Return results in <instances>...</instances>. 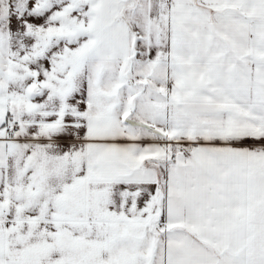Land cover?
Masks as SVG:
<instances>
[{
	"label": "snow or ice",
	"instance_id": "obj_1",
	"mask_svg": "<svg viewBox=\"0 0 264 264\" xmlns=\"http://www.w3.org/2000/svg\"><path fill=\"white\" fill-rule=\"evenodd\" d=\"M0 264H264V0H0Z\"/></svg>",
	"mask_w": 264,
	"mask_h": 264
}]
</instances>
